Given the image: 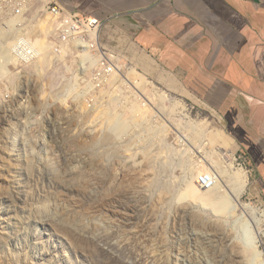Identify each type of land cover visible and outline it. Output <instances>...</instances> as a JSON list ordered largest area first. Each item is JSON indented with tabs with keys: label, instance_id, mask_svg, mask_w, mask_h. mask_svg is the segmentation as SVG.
I'll list each match as a JSON object with an SVG mask.
<instances>
[{
	"label": "rangeland",
	"instance_id": "obj_1",
	"mask_svg": "<svg viewBox=\"0 0 264 264\" xmlns=\"http://www.w3.org/2000/svg\"><path fill=\"white\" fill-rule=\"evenodd\" d=\"M38 18L25 17L16 27L25 26L27 19L31 24L46 19ZM0 19L6 26L3 16ZM13 29L16 38L26 33L40 38L34 26L26 31ZM119 41L116 34L109 42L103 40L119 54L124 83L130 88L119 96L115 92L106 105L102 93L108 91L96 92L92 97L98 99L96 110L88 119L80 111L90 91L86 95L67 88L75 73L66 72V65L57 60L48 58L41 74L36 63L23 69L16 62L9 67L11 73L0 75V264H234L226 240L234 232L242 236L245 212L264 210L261 172L227 133L221 114L194 96H181L158 83L149 72L161 68L160 64L135 60L130 43ZM131 92L133 96L125 98ZM163 94L165 102L160 99ZM138 97L141 103L153 104L145 114L152 119L129 123L120 139L103 144L114 112L132 118L133 106L140 104ZM178 101L182 105L175 108ZM114 105L119 107L115 110ZM154 106L164 117H154ZM120 107L132 113L127 115L125 109L122 113ZM182 109L199 124L196 131L184 126L191 145L182 144L177 135ZM161 123L167 128L164 132ZM154 124H158L155 133ZM217 130L228 135L233 147L229 140L215 137ZM138 143L145 148H137ZM126 146L130 149L119 152ZM149 149L151 158L142 161L138 151ZM216 163L247 171L249 185L241 204L251 207L229 209L220 218L216 206L196 202L187 193L190 171L197 168L200 173L220 175Z\"/></svg>",
	"mask_w": 264,
	"mask_h": 264
},
{
	"label": "crops",
	"instance_id": "obj_2",
	"mask_svg": "<svg viewBox=\"0 0 264 264\" xmlns=\"http://www.w3.org/2000/svg\"><path fill=\"white\" fill-rule=\"evenodd\" d=\"M58 1L102 19V39L118 35L135 60H156L150 76L168 90L216 109L264 186V0Z\"/></svg>",
	"mask_w": 264,
	"mask_h": 264
},
{
	"label": "bare ground",
	"instance_id": "obj_3",
	"mask_svg": "<svg viewBox=\"0 0 264 264\" xmlns=\"http://www.w3.org/2000/svg\"><path fill=\"white\" fill-rule=\"evenodd\" d=\"M0 16H3V18L5 19V22L7 23L6 26H3L2 24L4 22L1 24V21L3 19H0V75L1 74L2 75H5V74L8 75V73L12 72L11 70H9L10 68L7 65L9 63H11V61H12L11 60L12 58L10 59V48H11V46L13 44V40L17 37L16 35H18V34H16L15 36L12 35L13 30H14L13 28H16V30H19V31L22 28L23 30L26 31V28L33 27V26L35 27L34 30H35L36 33L38 32L37 28L39 29L40 34L38 35V37H40V38L33 39V36L28 35V33H26L24 35H27L28 39L33 44L34 48H36V50L39 51V53H41V55H39V58L37 59V61L34 62L33 64L36 63L38 72L39 73L42 72L44 64H46L48 62V58L50 56L49 53H48V49L47 48L49 47V51L51 49V43L49 42V39L47 40V36H46L52 30L51 29L52 28V24H50L51 22H49L50 21L49 18H46L44 20L40 19L34 24H31V21H32L31 19H27L26 20L27 23H25L26 25L25 26L23 25L20 28H18V27H16V26H18V21L23 20V18L16 17V16H4L1 11H0ZM8 25L11 26V27H9ZM43 34H44V37L42 38ZM79 49L90 50V43L89 42H79ZM72 61H74V60H72ZM72 61L71 60H69V61L65 60V62H66V72H71V73L74 72L75 67L73 66L74 63H72ZM134 73L138 76V79L142 80V76L140 74H138L137 72H134ZM75 77H76V75H75ZM129 79H130V77H129ZM136 80H137V78L134 77L133 81L136 82V84L140 85L139 84V80L138 81H136ZM36 86H37V84H36ZM76 87H77V84H76ZM137 87L138 86H136V88ZM29 88H30V85L28 86V89ZM77 89L75 88V89H71V90L73 92V91H75ZM103 90H100V91L103 92ZM139 90H140V87H139ZM143 90H145V89H143ZM136 91H137V89H136ZM146 92L147 91H145V93ZM125 95H127V94H125ZM163 95H162V97L160 99L163 102H165L167 99H166V96L165 95L163 96ZM132 96L133 95L126 96L125 98L132 97ZM130 102H132L133 105L136 103V102H134V100L132 101V99L130 100ZM137 102H139V101H137ZM129 103L126 102L127 105ZM153 103H154V101H153ZM126 104L123 103L122 108ZM132 104H131V106H133ZM180 104L182 105V103L180 101H178L175 104V108L180 106ZM135 105L136 106H133V107H135V109L133 110L134 113H133V117L132 118H129L130 116H127V118H123V114H117L118 111L116 109L119 107V105H116V107H115V105H114V107L113 106L111 107V108H115L117 113L114 112V116L111 118V122L112 123L110 124V130L104 135L103 140L101 141L103 144L113 143V142H115L114 140H117V138H119L120 136L124 135L123 133L126 131V128L128 129L129 123L131 125H132L131 122L137 121L135 123H138L139 121H142L143 118L144 119L147 118L146 120H148L149 117H146L145 114H146V111H149L151 108L147 109L146 107L141 105V103L140 104H135ZM163 105H164V103H163ZM133 107L130 108L129 111H131L133 109ZM124 109H125V107H124ZM124 109H122L123 112L121 110H119V111L124 113L125 110H126V109L125 110ZM126 112H127V115H130V113H132V112H130L128 114V108H127ZM126 112H125V114H126ZM180 113L182 114L183 118L181 119V121L179 120L181 123H179L180 125H178V127H180V128H178V134L177 135H178V138L180 140H182L181 141V142H183L182 144H185V145H186V143L190 144L189 141H188L189 135H188V133L186 131H184V130H186L184 128V126H189L191 129H195V131H196V129L199 128L198 127L199 124L195 123L194 121H192V119H189L184 114L183 109H182V112H180ZM170 116H171V114H170ZM146 120H144V121L147 122ZM152 125L153 124H151L150 126H152ZM157 125L155 126V124H154V126H155V127L153 126L154 129L151 127L154 130L153 131L154 133L158 131V129L156 128ZM161 125H162V123H161ZM163 127L166 128V125L163 124L161 126V128L163 129V130L162 129L161 130L164 132L165 129ZM149 130H150V127H149L148 131ZM162 131H160V132H162ZM155 136L157 137L158 135L156 134ZM150 137L151 136H149L147 138H150ZM141 140H143V139H141ZM142 143L144 144V142H142ZM140 146H143V148H145L144 145H140V144H139V146L137 148H140ZM143 148H141V150H143ZM127 149H130V148H128L126 146L125 150L123 148H121V150H119V152H121V151H125L126 152ZM141 150L138 151V152H140L142 154V156H141L142 157V161H145V160L151 158V156H152L151 155V152H152L151 150L152 149H149L150 151L149 150L141 151ZM128 151H131V150H128ZM138 152H136V156H137ZM134 160H136V163H137V160H138L137 157ZM133 162H135V161H133ZM140 162H138V163H140ZM136 163H135V165L138 164V163L137 164ZM140 164H138V165H140ZM229 165H230V167L223 168V166H221L220 163H216V166L220 170V171L218 170L220 175H216V174H214L211 171H207V173H210L212 176L215 177V179L213 180L214 182L212 183L210 188L203 187L198 182V179H199V176H200L201 173L199 172V170L197 168H194L189 173V181H188V185H187V193L189 195H191L196 202H201L205 206H216V210L215 211L217 212V215H219V216L221 215L220 218H223L224 216H226L227 213L229 212V209H231V212H232V211H235L236 209H238L241 206H242V208L244 207V209L247 208V207H251V205H242L241 204V196L245 192L247 186L249 185V176L247 174V171H245L244 169L234 170V166L231 165V164H229ZM125 177H126V174H124V176H122L121 178L123 179ZM223 200H224V204L220 205L221 202L223 203ZM243 215L245 216L244 217L245 219L243 218L244 219V223L241 225L242 226L241 227L242 236L239 235V233L238 234H234L235 233L234 232V233H231L229 235V239L226 240L227 245L230 246L231 249H232L233 263L234 264H264V250L261 247L262 244H263V239L261 237V234L264 236V232L262 231V225L264 223V210H259L258 211L257 209H254L253 210V214L249 215L247 212H245V214H243ZM104 250H105V248H104ZM105 251H106V253L107 252L108 253H112V252H110L109 249H106Z\"/></svg>",
	"mask_w": 264,
	"mask_h": 264
},
{
	"label": "built area",
	"instance_id": "obj_4",
	"mask_svg": "<svg viewBox=\"0 0 264 264\" xmlns=\"http://www.w3.org/2000/svg\"><path fill=\"white\" fill-rule=\"evenodd\" d=\"M0 11L4 16L21 17L23 20L32 15H38V19L49 18L53 26L48 36L51 43L49 58L57 60V64L64 65H66L65 60H74L72 63H74L77 83L74 75V79L67 88H78V91L86 95L90 91V99L87 100L86 107L80 111L82 118L88 119L92 116L93 109L96 110L98 99H92L96 92L102 89L109 92L102 93L101 102L106 105L110 102V96H113V93L118 92L119 96L120 91L124 94L123 90L130 88L124 83L125 70L120 64L119 54L103 42L102 28L105 22L102 19L69 11L54 0H0ZM79 42H89L90 50L79 49ZM39 55L41 53L34 48L27 35H20L10 48V59L12 58L13 62L11 61L7 66L10 67L18 62L23 69L28 66L32 67ZM128 81L130 83L129 79ZM76 84H78L77 87ZM128 85L131 86V84ZM131 95H133L132 92ZM134 98L136 99L135 95ZM138 101L141 103L139 97ZM150 104L152 103L145 101L143 103L146 108H149ZM154 110H156L155 106L152 108L154 117L161 119L160 117L164 114ZM214 179V176L205 171L200 174L198 182L203 187L210 188Z\"/></svg>",
	"mask_w": 264,
	"mask_h": 264
}]
</instances>
